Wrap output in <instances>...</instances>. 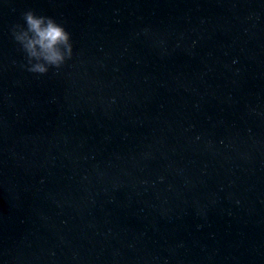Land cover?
Listing matches in <instances>:
<instances>
[{
    "label": "water",
    "instance_id": "obj_1",
    "mask_svg": "<svg viewBox=\"0 0 264 264\" xmlns=\"http://www.w3.org/2000/svg\"><path fill=\"white\" fill-rule=\"evenodd\" d=\"M34 10L72 59L26 70L11 34ZM264 59V0H0V171Z\"/></svg>",
    "mask_w": 264,
    "mask_h": 264
},
{
    "label": "clouds",
    "instance_id": "obj_2",
    "mask_svg": "<svg viewBox=\"0 0 264 264\" xmlns=\"http://www.w3.org/2000/svg\"><path fill=\"white\" fill-rule=\"evenodd\" d=\"M22 20L23 24L12 26L11 34L25 53L28 72L44 76L50 69L59 70L72 59L71 34L63 24L31 9L22 13Z\"/></svg>",
    "mask_w": 264,
    "mask_h": 264
}]
</instances>
